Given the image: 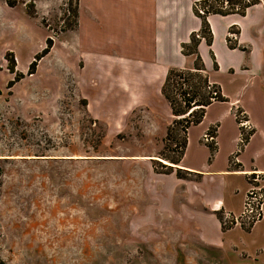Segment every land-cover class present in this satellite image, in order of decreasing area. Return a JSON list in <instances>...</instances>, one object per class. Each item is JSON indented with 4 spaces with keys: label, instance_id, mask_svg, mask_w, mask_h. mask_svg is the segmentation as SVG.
<instances>
[{
    "label": "rangeland",
    "instance_id": "rangeland-1",
    "mask_svg": "<svg viewBox=\"0 0 264 264\" xmlns=\"http://www.w3.org/2000/svg\"><path fill=\"white\" fill-rule=\"evenodd\" d=\"M16 2L0 0V264H185L138 231L147 168L179 155L175 118L165 131L160 112L91 111L69 45L77 0Z\"/></svg>",
    "mask_w": 264,
    "mask_h": 264
},
{
    "label": "crops",
    "instance_id": "crops-1",
    "mask_svg": "<svg viewBox=\"0 0 264 264\" xmlns=\"http://www.w3.org/2000/svg\"><path fill=\"white\" fill-rule=\"evenodd\" d=\"M197 1L77 0L69 45L91 111L127 118L160 112L166 131L173 116L161 88L169 69L194 66L195 57L183 55L181 46L200 29ZM206 21L212 43L201 41L197 53L224 101L205 107L202 120L187 129L183 153L177 164H168L169 172L147 168L138 231L164 243L170 255L184 256L185 264H264V203L259 221L223 223L226 215L242 214L250 175L264 185V0L242 16L212 14ZM230 29L237 31L235 48L226 41ZM236 112L251 127L243 143ZM212 130L211 156L201 138Z\"/></svg>",
    "mask_w": 264,
    "mask_h": 264
},
{
    "label": "trees",
    "instance_id": "trees-1",
    "mask_svg": "<svg viewBox=\"0 0 264 264\" xmlns=\"http://www.w3.org/2000/svg\"><path fill=\"white\" fill-rule=\"evenodd\" d=\"M212 1V3H211ZM203 0L200 2L201 7L205 8L208 7V9L204 12L203 15L199 14L195 7L194 14L200 18L201 20V26L200 29L197 32H193L190 34L189 42L186 44H183L181 46V52L185 56H194V66L192 69H177L172 68L168 70V73L166 75V78L164 80V83L161 88V93L164 99L168 102L171 114L173 118H175L172 121V124L167 129L166 136L168 137L175 127H178L183 134L184 139L183 142L179 144V155L176 159L170 160L168 158H161V160L167 161L170 164H177L182 153L184 150V147L186 145V132L187 129L192 126L198 124L204 115L205 107H207L209 104H211L214 101H224V97H222L220 93V89L218 86L214 84H210L208 81V77L205 73V69L203 67V64L201 62L200 57L197 53V47L199 46L201 41H204L208 46L212 43V33L210 30V27L206 21L207 16L212 14H217L221 16H226L229 14H238V15H244L247 8L250 6H253L258 2V0H251L248 3H244L243 0H227L230 5L232 4H238L240 7V10L237 12H231L228 10H222L220 8L216 7V0ZM5 3L8 7L13 8L17 5L16 0H5ZM75 18H77V7L76 11L74 13ZM76 26V20L75 25ZM69 29V30H73ZM233 29H230L229 32H232ZM237 34V31H235ZM227 44L230 46V48H235V43H230L231 40L228 38ZM45 47L43 50H41L40 53H38L34 57V61L31 62L28 68V74L31 75L35 72L36 68V61H39L41 58H43L45 55H47L52 46L53 41L52 39L48 38L45 42ZM8 57H12V53L8 54ZM5 59H7L5 57ZM15 65H10L9 72L11 74H14L15 77L12 81L8 83L9 86L13 85V82L16 80L22 78L21 73H17L15 71ZM210 133H214V131H210ZM247 140V134H244L243 141ZM210 150H211V156L213 152L215 151V145L214 143L209 144ZM162 166V165H161ZM166 170L164 172H169L172 167L169 166H162ZM178 176L184 177V174H182L180 171H177Z\"/></svg>",
    "mask_w": 264,
    "mask_h": 264
},
{
    "label": "built area",
    "instance_id": "built-area-1",
    "mask_svg": "<svg viewBox=\"0 0 264 264\" xmlns=\"http://www.w3.org/2000/svg\"><path fill=\"white\" fill-rule=\"evenodd\" d=\"M203 1V0H202ZM251 0H243L244 3H248ZM201 1H197L194 3V7L197 10V12L201 15L204 14V12L208 8H203L200 5ZM216 7L220 8L222 10H228V11H233L237 12L240 10V7L238 4H232L230 5L227 0H216ZM208 17V16H207ZM207 19V18H206ZM236 33L229 32L227 38L231 41H236ZM227 41V40H226ZM230 41V42H231ZM236 118L238 120V124L242 130V140L241 143H243V134H246V131H250L251 127L248 124V121L244 118V114L239 112L236 113ZM214 133H206L202 136V139L205 143H210L214 141ZM259 175H250L248 180L252 184L251 188L247 191L244 199V205H243V210L242 214L239 217H234L231 215H226L224 219V226H232L236 224H245V225H250L251 223H254L256 221H259L262 217L263 214V203H264V185L259 184Z\"/></svg>",
    "mask_w": 264,
    "mask_h": 264
}]
</instances>
